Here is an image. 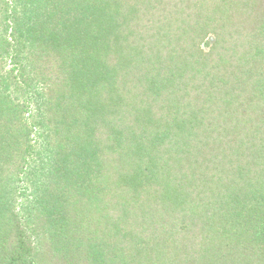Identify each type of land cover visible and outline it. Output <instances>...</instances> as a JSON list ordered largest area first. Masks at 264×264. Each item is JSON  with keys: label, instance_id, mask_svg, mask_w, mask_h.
<instances>
[{"label": "trees", "instance_id": "16d2710c", "mask_svg": "<svg viewBox=\"0 0 264 264\" xmlns=\"http://www.w3.org/2000/svg\"><path fill=\"white\" fill-rule=\"evenodd\" d=\"M0 264H264V0H0Z\"/></svg>", "mask_w": 264, "mask_h": 264}, {"label": "rangeland", "instance_id": "374dc122", "mask_svg": "<svg viewBox=\"0 0 264 264\" xmlns=\"http://www.w3.org/2000/svg\"><path fill=\"white\" fill-rule=\"evenodd\" d=\"M212 40L210 39L208 42L210 43Z\"/></svg>", "mask_w": 264, "mask_h": 264}]
</instances>
